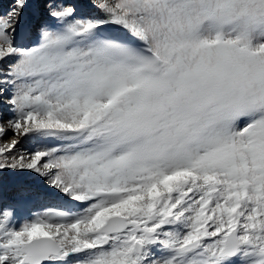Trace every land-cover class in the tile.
I'll return each mask as SVG.
<instances>
[{"label": "snow or ice", "instance_id": "6c2138e0", "mask_svg": "<svg viewBox=\"0 0 264 264\" xmlns=\"http://www.w3.org/2000/svg\"><path fill=\"white\" fill-rule=\"evenodd\" d=\"M0 264H264V0H0Z\"/></svg>", "mask_w": 264, "mask_h": 264}]
</instances>
